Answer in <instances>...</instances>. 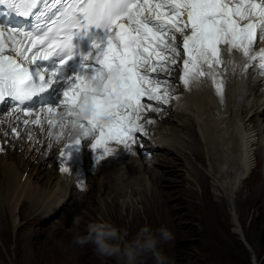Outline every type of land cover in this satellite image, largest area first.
Returning a JSON list of instances; mask_svg holds the SVG:
<instances>
[{
	"label": "snow or ice",
	"instance_id": "obj_1",
	"mask_svg": "<svg viewBox=\"0 0 264 264\" xmlns=\"http://www.w3.org/2000/svg\"><path fill=\"white\" fill-rule=\"evenodd\" d=\"M260 41L264 0H0V106L12 109L0 112V140L38 127L47 147L67 132L62 172L89 139L97 162L118 152L112 143L135 154L142 114L172 99L169 73L186 89L210 79L223 104L224 72L264 76Z\"/></svg>",
	"mask_w": 264,
	"mask_h": 264
},
{
	"label": "rangeland",
	"instance_id": "obj_2",
	"mask_svg": "<svg viewBox=\"0 0 264 264\" xmlns=\"http://www.w3.org/2000/svg\"><path fill=\"white\" fill-rule=\"evenodd\" d=\"M254 102L255 100L251 104ZM256 108L255 105L251 113ZM232 110L234 109L232 108ZM234 112L235 110L233 114ZM249 113H245L243 118L247 119ZM189 115L192 116V121L195 125L197 123L195 118L197 113L190 111ZM233 117L239 122L237 113ZM259 121L264 124L263 115L260 116ZM172 123H174L173 119L164 121L165 127L171 126ZM239 124L243 125L241 127L242 135L248 134V127H244V122ZM259 126L263 128L261 134L264 137V125L260 124ZM160 127H162V124L158 128ZM183 138L182 134L180 139L181 148H184ZM207 138L212 143L202 146L204 153L208 152V147L218 148V145L215 143L216 139L212 134L209 133ZM255 139H258V137H255ZM24 142L27 148L21 144L22 142L17 144V151H10L9 148V153L5 157L6 163L14 170H17L16 173L18 175L22 174L19 179L20 183H24L25 178H30L26 180V184L23 186L25 187L24 190L27 191V195L30 192V194H33L32 192L36 190L37 193L34 192L36 197H41V199L39 202H33V205H30L27 202L32 201L25 199L28 196L24 195L21 198L22 201H19L20 205L17 204L18 207L14 214L15 218L13 217L14 215L12 216L6 210L1 199L2 206H4L2 208L4 209L0 208V222L2 221L0 223V264H116L112 258L97 256L92 246L79 247L75 245L73 237L78 233L83 234L86 225L90 221L100 218L108 219L122 227H127L130 232H135L134 224L130 222V216L125 218L124 221L122 220L121 216L124 215V210L122 209L124 204H133L135 206L134 209L139 216V226L147 223L155 228L162 225L164 220L168 221L170 219L171 225L174 226L172 230L175 233V239L162 245L164 254L168 258L167 264H264V143L259 148V152L255 153L254 149L251 152L249 163L253 167L243 179L237 182L239 188L236 192V198L220 197V195L224 194L223 189H225L224 185L230 177L229 174H235L233 168L237 169L240 166L239 162L243 160L240 157L243 153V145L238 144V149L233 150V147L236 145H234L235 143L231 139L225 142L226 147L233 146L230 150V156L228 153L224 156L218 153L220 167L223 168V171H226L225 175L219 177V179L215 178L213 172L210 171L211 164L207 160L203 166L193 161V165L197 166L201 172H205V176L208 179L209 200L201 198V186L198 182L200 173L196 175L193 171L194 169H191L190 166L189 171H184L185 168L181 164L183 159L179 155L175 156L170 163L165 165L171 166L172 162H176L175 167L178 168H172V170L165 172L164 179L161 181L162 188L158 189L152 186L153 184H150L149 178H145L143 185L142 183L139 184L138 181L141 178L136 175L137 179L133 177V180L136 181L127 187L132 186L138 192L139 190H146L140 195L132 196L130 193L131 189L125 188L121 190V193L125 195L119 197V202L115 205L112 201V194L110 195L111 197L108 195L104 198L96 196L103 182L109 178L106 176L102 179L95 178L96 180H92L90 183L94 199L90 198L89 191L86 196L81 195L82 197L80 196L78 203L80 205L83 201L82 206L84 207L80 209L78 204L72 205L73 200L71 201L68 197L64 198L63 204L60 206L55 203L54 198H52L53 200L50 198L46 200L47 197L44 194V190L47 195L53 193L55 185L59 182L58 177H60L59 174L55 173L57 168L54 164V150L48 148L50 146L45 147V143H41L40 146H35L34 150L29 151L32 144L27 143V138ZM37 143L38 140H35L34 145ZM37 147L39 150H37ZM43 149L45 150L46 157L41 163L42 168L40 171L38 169L39 162L36 165L37 159H32V155L35 153L36 157L42 156ZM201 156L207 157L206 154ZM230 157H232L231 160ZM246 159L248 160V158ZM210 160L212 162V159ZM247 160L245 161L247 162ZM21 161L22 163H20ZM28 162H32L30 167H34L31 170L30 177H27V172H23L24 166ZM162 169L159 165L155 168V173ZM118 173V170H112L114 178L119 176ZM174 173L179 174L177 178H175ZM109 175L113 178L111 174ZM37 176L43 177L36 180ZM17 177L14 180L16 182L18 181ZM130 178L128 177L126 182H130ZM101 180L102 183H100ZM20 183L17 185L18 189L23 185ZM254 185H263L262 194L260 196L248 195V197L243 199L245 192L249 191ZM29 186H31V189ZM88 187H90L89 184ZM32 188L35 189L33 190ZM95 188L98 190L97 192H95ZM113 188L114 185L111 186L110 190L112 191ZM149 188L153 192L155 204L158 203L156 202L158 193L165 194L163 201L164 205L169 208V213L167 216H162L160 220L155 217V212L150 209ZM38 191L40 192L38 193ZM219 200H222L223 204L217 207ZM211 206L213 213L210 215L208 208ZM46 207L49 208L48 211H52L51 208L53 207L57 208V211H52L49 214L44 209ZM63 210H66V212H62ZM79 211H82L81 214ZM61 213L63 215L60 216ZM44 214H48V219L42 221L37 219L40 215ZM221 238L225 241H222ZM145 264H153V261L151 258H148Z\"/></svg>",
	"mask_w": 264,
	"mask_h": 264
},
{
	"label": "bare ground",
	"instance_id": "obj_3",
	"mask_svg": "<svg viewBox=\"0 0 264 264\" xmlns=\"http://www.w3.org/2000/svg\"><path fill=\"white\" fill-rule=\"evenodd\" d=\"M253 83H255L256 85H259L258 82H253ZM254 87L255 86H251V88H254ZM196 90L197 89H195L189 93H185L183 98L178 101L177 106L174 109V113L176 116H178V120H176L174 123H172L171 126L169 127L168 134L170 135V138L163 140V141H160L157 144L156 149L158 151L162 150L163 152H159L158 154H156V156H155L156 161H155L154 165L152 167H145L142 164L137 169L138 171L141 170V172L136 173L135 176H132L130 178V182H126V178L123 177L124 172H123V174H120L117 178H111L109 175L110 171H106V173H108V175L106 177L109 179H106V180L104 179L105 181L103 182L99 191L96 190V188H95V192H97V191L99 192L98 195L96 194V196L98 198H104V197H107L108 195H109V197L112 196L113 204L115 203V205H116V203L119 202L118 198L125 195V194L121 193V190H123L125 188L131 189L130 193L132 196L138 195V194L140 195L146 189H143L141 191L139 190V192H138V191H136L137 189L135 190L132 186L127 187L128 185H130L136 181V180H133V177H136V175H138V177L141 178V180L138 181L139 184L142 183V185H143V181L145 180V178H149L150 184L151 185L153 184L152 186H154L155 188H158V189L162 188V185H161L162 182L161 181L164 179L163 176H164L165 172H167V170H172V168H176V169L178 168V167H175V165L177 164L176 162H172L171 166H165V165L167 163H170L175 156L180 155V158L183 159L181 164L185 168L184 171H187V170L189 171V166H190L191 169L192 168L194 169L193 171L196 173V175H198L200 173L201 179L199 178L198 182H199V185L201 186V198L204 200H209L210 199V192L208 189V186H209L208 181H207L208 179L205 176V172H201L197 166L193 165L194 164L193 161H196L198 164L203 166L206 164V160H207L212 165V167L210 165V171L213 172V175L215 178L219 179V177H222L223 175H225L224 173H226V171H223V168L220 167V163H219L220 157H218V153H220L221 156H224L228 153V155L230 156V150L232 149L233 146L232 147H226L225 142H228L231 139L234 141V143H235L234 145H236L233 147V150L238 149L237 148L238 144L243 145V148H244L243 153H242V155H240V157H242L243 160H241V162H239L240 166L237 169L233 168V170H235V172H234L235 174H233V175L229 174L230 177L224 185L225 186V189H223L224 194L220 195V197L226 198V196H227L230 199L236 198V192L239 188V186L237 185V182H239V180L243 179L253 167V166L251 167L250 163H249L251 152L253 151V149H254L255 153L259 152V148L264 143V142H262L264 140L263 139L264 137L261 134L263 128H261L259 126L260 124L264 125L263 123H261L259 121L261 115H263V117H264V107L262 106L261 101L255 100V102L252 104L246 103V102H244V100H242L241 97L238 96L237 93L233 94L232 91H227L226 101H225L227 103V105L225 107V110L220 111L219 109L215 108V106H213L216 104V101L211 95H208L206 90H201V91H196ZM241 93L243 95L247 94V90L243 87L241 89ZM230 96H231V99H229ZM255 105L257 108L255 109V111L253 113H251V110L255 107ZM187 108H188V110H186ZM232 108L235 110L234 114H236V113L238 114L239 122L236 121L235 118L233 117L234 116V114H233L234 110H232ZM260 108H263V109L261 111H259ZM190 111H192V112L195 111L197 113V116L195 117L197 120V123L195 125L192 121V116L189 115ZM248 112H250V113H249L247 119L243 118L245 113H248ZM242 122H244L245 128H246V126L248 127V130H247V131H249L248 134L242 135L241 127H243V125L239 124ZM209 133L212 134L214 136V138L216 139L215 143L218 145V148L217 147L216 148H209L208 147V152L204 153L202 151V146L212 143L207 138V135ZM182 134L184 137L183 138L184 148H181L180 139H181ZM231 135H232V138H231ZM27 136L28 135H25L24 138H26ZM255 137H258V139H255ZM35 139H36V137L33 138L32 140H35ZM3 142L4 141L0 140V145ZM40 144H41V142L36 146H40ZM10 150H13V148H11ZM15 150L17 151V148ZM37 150H39L38 147H37ZM29 151H30V149H29ZM187 151H189V153H187ZM184 152H186V153L184 154ZM7 154H8V152L6 153V155ZM205 154L207 155V157L201 156V155H205ZM35 155L36 154L33 153L32 159H37L36 165L39 162V168L38 169L41 171V168H42L41 163L43 160H45L44 158L46 157L45 156V150H44L42 156L36 157ZM252 155H254V153H252ZM4 157H5V155L0 156V168H1L0 169V173H1V178H0V208L4 209L2 207L5 206L6 210H8L10 212V214H12V216H13L16 213V208L18 207L17 204H19V201L21 200V198L24 195H27V191L24 190L25 187H23V186L26 184V180H29L30 178L29 179L25 178L22 187H19V189H18L17 185L20 182L19 179H20L22 174L18 175L16 173L17 170H14L12 167L7 165L8 163H6V160ZM223 158L225 159V157H223ZM246 158H248V160ZM210 159H212V162ZM231 159H232V157H230V160ZM245 160H247V162ZM20 163H22V161ZM133 163L134 162L126 163L124 168L127 170H130V169L135 170L136 167ZM31 165H32V162H28L24 166L23 172H27V177L31 176V170H32V168H34V167H30ZM159 165L163 169L160 170L159 172L155 173V168L158 167ZM180 173H183V172H180ZM174 174H175V178H177V175H179L178 173H174ZM127 175H130V174H127ZM226 175H228V174H226ZM59 176H61V175H59ZM16 177L18 178L19 182L14 181ZM42 177L43 176H37L36 180H39ZM97 178L100 179L101 177L98 176ZM134 179H137V177ZM180 179H181V177H180ZM100 183H102V180ZM150 184H149V187H150ZM113 185H114V188L111 191L110 189H111V186H113ZM57 186H58V188H57ZM107 186H108V188H106ZM29 187L31 189V186H29ZM56 188H57V191H56ZM66 188L67 187L65 184L61 185L58 182L57 185H55V189L54 190L52 189L53 193H49L48 195L45 193V190H44L46 188H44L43 189L44 194L47 197L46 200L49 198L50 199L54 198L55 203L60 205L61 204L60 202H62V200L60 199L61 197H59V196L62 195L63 190ZM138 188H140V187H138ZM91 189L92 188L89 187L88 191L90 194V198H93V193L91 192ZM29 191H31V190H29ZM88 191L83 192V193H79V194L86 196ZM34 192H36V190ZM34 192H32L33 194H30L31 193L30 192L27 195L28 198H25L27 200L32 201V202H27L30 205H33V202H35V203L39 202L41 199V197H36ZM39 192L40 191H38V193ZM148 192H149V200H150V209H152V211L155 212L154 213L155 217L160 220V218L162 216H167L169 213V208L166 205H164L163 196L165 194L159 192L158 198L156 199V202H158V203L155 204V199L153 198V192L150 190V188H149ZM262 192H263V185H257V186L254 185L252 188H250L249 191L245 192V195L243 194L244 195L243 199L248 197V195L260 196L262 194ZM1 199L4 203V206H2L3 203L1 201ZM13 200H14V202H12ZM50 202H51V200H50ZM52 202H54V201H52ZM217 204H218L217 207L221 206L223 204L222 200H219V202H217ZM83 207L84 206H82V208ZM134 207L135 206L133 204H124V206L122 208L124 210L123 211L124 215L121 217H122V220L124 221L125 218L130 216L131 217L130 222H133L134 227H135L134 229L137 230L140 227L138 225L139 216L137 214V211L134 209ZM44 209L46 210V212L50 213V211H48L49 208L46 207ZM54 209H55V207L51 208V210H54ZM87 209H89V207H87ZM208 211H209L210 215L213 213L212 206L208 208ZM1 212H2V210H1ZM81 212H80V214H81ZM46 215H48V214L40 215L37 219L42 218ZM13 217L15 218V215ZM230 220H232V219L230 218ZM163 224H167L170 228L174 229L173 228L174 226L171 225L170 219L168 221L164 220ZM63 236H64V234H63ZM222 241H225V240L222 239Z\"/></svg>",
	"mask_w": 264,
	"mask_h": 264
},
{
	"label": "clouds",
	"instance_id": "obj_4",
	"mask_svg": "<svg viewBox=\"0 0 264 264\" xmlns=\"http://www.w3.org/2000/svg\"><path fill=\"white\" fill-rule=\"evenodd\" d=\"M174 239L175 233L167 224L154 228L145 223L130 232L127 227L100 218L90 221L73 242L79 247L92 246L97 256L112 258L116 264H145L148 258L153 264H167L162 245Z\"/></svg>",
	"mask_w": 264,
	"mask_h": 264
},
{
	"label": "trees",
	"instance_id": "obj_5",
	"mask_svg": "<svg viewBox=\"0 0 264 264\" xmlns=\"http://www.w3.org/2000/svg\"><path fill=\"white\" fill-rule=\"evenodd\" d=\"M263 237H264V235H263Z\"/></svg>",
	"mask_w": 264,
	"mask_h": 264
}]
</instances>
